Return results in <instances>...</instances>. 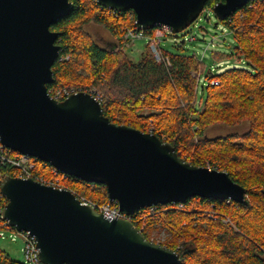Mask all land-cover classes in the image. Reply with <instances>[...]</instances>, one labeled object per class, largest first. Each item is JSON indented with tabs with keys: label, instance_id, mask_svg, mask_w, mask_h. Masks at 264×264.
<instances>
[{
	"label": "water",
	"instance_id": "95a60500",
	"mask_svg": "<svg viewBox=\"0 0 264 264\" xmlns=\"http://www.w3.org/2000/svg\"><path fill=\"white\" fill-rule=\"evenodd\" d=\"M207 0H96L132 10L137 29L165 25L179 33ZM248 0H219L213 13L230 17ZM74 7L70 0H0V143L76 179L101 184L126 215L190 197L248 204L244 187L224 170L190 164L151 131L112 122L103 105L80 91L55 100L47 85L59 55L50 29ZM2 217L35 237L45 264H180L181 254L148 240L128 219H107L68 190L5 175Z\"/></svg>",
	"mask_w": 264,
	"mask_h": 264
},
{
	"label": "trees",
	"instance_id": "16d2710c",
	"mask_svg": "<svg viewBox=\"0 0 264 264\" xmlns=\"http://www.w3.org/2000/svg\"><path fill=\"white\" fill-rule=\"evenodd\" d=\"M73 10L50 29L59 32V55L52 66L54 82L47 85L96 88L103 96V113L112 122L151 131L169 142L190 164L228 172L244 187L248 204L232 200L190 197L181 205L157 204L133 216L146 239L164 230L163 243L181 253L180 264H264V0L245 4L230 17L219 20L233 36L242 67H229L219 74L211 69L201 85L204 97L197 98V77L206 69L203 59L161 48L170 66L157 63L146 44L145 54L133 62L123 46L125 28H133L132 10L112 11L96 0H70ZM219 0H207L204 9L213 10ZM102 25L118 42L106 49L97 45L84 26ZM149 32V30L147 31ZM181 50V46H176ZM214 59L226 56L211 50ZM237 56V57H238ZM61 57V59H59ZM216 79L218 84L210 81ZM248 121L240 135L206 137L212 123L234 125ZM8 153L17 152L6 149ZM51 166L39 161L35 173L49 176ZM15 176L13 169H3ZM67 177L65 183L97 204L109 202L106 188ZM6 198L0 195V209ZM212 209L215 219L207 216ZM227 217L230 223H223ZM184 244V246H183ZM180 245V246H179ZM0 264H24L0 249Z\"/></svg>",
	"mask_w": 264,
	"mask_h": 264
},
{
	"label": "rangeland",
	"instance_id": "374dc122",
	"mask_svg": "<svg viewBox=\"0 0 264 264\" xmlns=\"http://www.w3.org/2000/svg\"><path fill=\"white\" fill-rule=\"evenodd\" d=\"M84 29L90 34L97 45L106 49L118 47L117 40L102 25L89 22L84 26ZM192 36L195 37L193 40L190 39ZM176 46H181V50H177ZM235 46L236 43L229 28L224 23L218 21L213 11H208V13H206L205 10H203L199 17L183 31L179 33L167 32L160 41L161 48L175 52L180 51L184 54L195 53L199 59L202 52H204V57H202V59L206 64V69L198 78V99L199 97L205 96V92L201 90V85L206 83L204 75L208 72V69H211V72L214 74H219L229 67L245 66L243 63L244 59L236 55ZM205 47L207 50L204 51ZM124 49L133 62H138L145 54L146 40H135L130 45L125 46ZM211 50H220L222 53L226 54V56L221 59H214L211 56ZM248 129V121H242L234 125L212 123V125L206 128L204 135L209 138L215 136L240 135L245 133ZM211 211L214 212V210L209 209L207 211V216ZM150 237L152 239L151 241L155 243H163L167 237V233L161 230L159 233H152ZM22 245L21 238L18 235H16L15 241H11L8 238H0V249L4 250L13 259L20 261H23Z\"/></svg>",
	"mask_w": 264,
	"mask_h": 264
},
{
	"label": "built area",
	"instance_id": "2783aa9c",
	"mask_svg": "<svg viewBox=\"0 0 264 264\" xmlns=\"http://www.w3.org/2000/svg\"><path fill=\"white\" fill-rule=\"evenodd\" d=\"M263 1V0H260ZM256 0H248L246 3L249 7L255 3ZM208 13L211 11L209 9H203ZM114 11V10H112ZM149 30V32H147ZM137 29L135 26L133 28H125L122 39H123V46H128L133 43L135 40L138 39H145L146 44H148L150 51L153 54L154 60L157 63H163L166 66H170V59L167 55L162 54L160 48V41L161 38L167 33L170 32L168 27L165 25L156 26L152 29ZM195 37L192 36L190 39L193 40ZM207 50L205 47L204 51ZM204 57V52H202L200 59ZM58 58V57H57ZM61 59V57L59 58ZM192 76L197 77V79L201 76L200 73L192 71ZM210 84H218L216 79H212ZM49 95L54 98L55 100H63L64 98L68 97L70 94L77 93L80 91H84L90 93L94 96L95 99L102 103L103 96L96 88L89 87L87 89L82 88L81 86H70L64 85L59 87H51L47 89ZM40 160L36 157L30 156L29 154H11L6 151V148L0 143V181L6 175L3 169H13L15 171L14 177L20 178H32L40 183L52 186L58 190H68L70 191L77 199L80 200L83 204H89L94 207L97 211H99L105 218L107 219H116V218H124L128 219L133 222V215H126L121 212L116 203L107 202V203H100L97 204L91 200H88L81 196L75 189L69 187L64 179L67 177H71L65 173H62L58 168L51 166L49 171V176L46 177L43 174L35 173L36 165ZM42 162V161H41ZM44 163V162H42ZM70 178V179H71ZM0 195H3L0 192ZM4 196V195H3ZM5 197V196H4ZM230 199H226L229 201ZM7 202V199H6ZM181 205L182 203H178ZM156 205H152L149 210H153ZM141 211V210H140ZM2 208L0 209V238L1 239H9L11 241L16 240V235L21 238L22 241V253H23V263L24 264H45L39 257V249L36 245V240L33 235H31L28 231H17L13 227L8 225V222L2 217ZM216 213L209 212L208 217L210 219L216 218ZM223 223L230 222L229 218L222 217ZM134 223V222H133Z\"/></svg>",
	"mask_w": 264,
	"mask_h": 264
},
{
	"label": "crops",
	"instance_id": "0c3cea01",
	"mask_svg": "<svg viewBox=\"0 0 264 264\" xmlns=\"http://www.w3.org/2000/svg\"><path fill=\"white\" fill-rule=\"evenodd\" d=\"M143 57V56H142ZM139 62V61H138Z\"/></svg>",
	"mask_w": 264,
	"mask_h": 264
}]
</instances>
